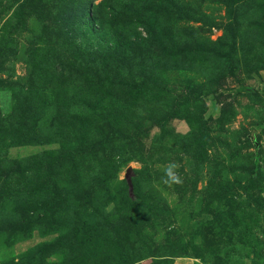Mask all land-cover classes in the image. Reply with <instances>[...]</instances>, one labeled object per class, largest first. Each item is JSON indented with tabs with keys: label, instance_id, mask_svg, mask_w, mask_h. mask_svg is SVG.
<instances>
[{
	"label": "rangeland",
	"instance_id": "1",
	"mask_svg": "<svg viewBox=\"0 0 264 264\" xmlns=\"http://www.w3.org/2000/svg\"><path fill=\"white\" fill-rule=\"evenodd\" d=\"M0 264H264V0H0Z\"/></svg>",
	"mask_w": 264,
	"mask_h": 264
},
{
	"label": "water",
	"instance_id": "2",
	"mask_svg": "<svg viewBox=\"0 0 264 264\" xmlns=\"http://www.w3.org/2000/svg\"><path fill=\"white\" fill-rule=\"evenodd\" d=\"M132 174V171L130 168H127L126 172H125V179H126V182L128 184V190H129V193H132V185H131V182H130V175Z\"/></svg>",
	"mask_w": 264,
	"mask_h": 264
},
{
	"label": "clouds",
	"instance_id": "3",
	"mask_svg": "<svg viewBox=\"0 0 264 264\" xmlns=\"http://www.w3.org/2000/svg\"><path fill=\"white\" fill-rule=\"evenodd\" d=\"M174 167V165H170L168 169H166L169 177H171L173 180H177V177L175 175H173L172 173V168Z\"/></svg>",
	"mask_w": 264,
	"mask_h": 264
}]
</instances>
